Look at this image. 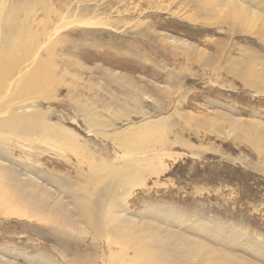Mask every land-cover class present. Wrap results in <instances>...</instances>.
<instances>
[{
	"label": "rangeland",
	"instance_id": "1",
	"mask_svg": "<svg viewBox=\"0 0 264 264\" xmlns=\"http://www.w3.org/2000/svg\"><path fill=\"white\" fill-rule=\"evenodd\" d=\"M5 1L18 13L0 22V45L11 32L32 43L36 30L71 25L39 50L51 83L49 98L33 102L38 119L0 129V165L32 178L27 190H40L39 198L27 191L32 204L0 177V264H48L42 255L56 264H130L123 255L136 258L132 249L91 230L84 207L150 220L226 263L264 264L243 241L226 240L229 231L264 252V76L257 80L249 69L264 61L258 23L256 32L218 23L198 0ZM241 2L264 18L262 0ZM91 19L98 25L78 23ZM104 132L126 133L128 142ZM126 152L145 155L148 168L133 166L136 156ZM122 175L128 183L105 209L100 193ZM45 200L64 211L46 209ZM148 209L181 222H163ZM194 218L213 224L194 227ZM214 226L225 239L210 234Z\"/></svg>",
	"mask_w": 264,
	"mask_h": 264
},
{
	"label": "bare ground",
	"instance_id": "2",
	"mask_svg": "<svg viewBox=\"0 0 264 264\" xmlns=\"http://www.w3.org/2000/svg\"><path fill=\"white\" fill-rule=\"evenodd\" d=\"M198 1L200 2L199 4H201V7H203L204 12H208L210 18L212 19L215 18L216 22L218 23L228 21L230 22L229 24L232 27L240 26L245 29L250 27L253 30L252 32H256V30L253 27L255 26V23H258L259 27H257L258 30L256 37L257 38L259 37L264 41V18L261 19L260 18L261 15L258 14L257 11L245 7L242 4L241 0L239 1L238 0H198ZM262 2L264 3V0H262ZM7 8L9 9L6 10V1L0 0V22L3 21L2 23H7L9 19L12 18L13 16H15L17 20V13H18L17 4ZM20 20L21 21L19 22V24L21 25L22 23L26 24L23 18L22 19L20 18ZM62 20H65V17H62ZM78 23L89 26L98 25L97 20L95 19L82 20L79 21ZM70 25L71 24H65L64 26H70ZM64 26L60 25L59 23L56 24L54 28L50 30L49 29L46 30V28L40 31L36 30V32L32 33V41H31L32 43H29L30 41L23 42L20 39L17 40V34L14 35L15 32H11L10 34H8L7 37L8 42L0 45V129L2 128V126L9 125L16 121H20V120L22 121L24 118H30L34 120L38 119L39 113L37 111L36 112L34 111L35 109H33L34 107L33 102L40 98H42L43 100L44 98L45 99L49 98L50 90L47 88L50 86L49 84L51 83L50 82L51 80H49V78L44 79L43 75L47 73L42 75V71H44L43 66L45 63L44 61L45 58L42 59L39 56L40 53L39 50L42 47L49 45L51 40L59 33L60 30L64 28ZM2 28L3 27L1 24L0 37L2 34H4V28L3 30H1ZM42 36H44L43 37L44 41L39 40ZM251 64L252 66L250 65L249 69H251L250 72H252V75L254 74L253 77L257 80L259 79L261 80V78H263L264 76V73L262 72V70H264V61L254 60L253 62H251ZM50 73H48V75ZM89 123H95V121H91ZM97 129L100 130L99 128ZM96 133H98V131ZM102 135L104 137H110L112 141L114 142L117 141L121 144H125L126 142H128L125 139L126 133L118 132L115 134L114 133L108 134L104 132L102 133ZM137 155L138 153L136 152L124 153V156H131V157L136 156V158L132 160L133 166L134 165L140 166L141 164L139 163L142 162V165H144L142 168H148L149 166L148 163H144L147 159V158L145 159V155H141V156L140 155L137 156ZM4 160L9 161L10 163L13 162L11 159L9 160L8 158H4ZM135 172L138 173V171ZM129 174L130 176L132 175L133 177L135 176V173L131 172ZM0 177L1 178L4 177L5 182L9 180L10 183L12 184L10 186H12V188L17 192V194L20 195V197H22L25 201L30 200L29 196L31 197V195H33V197L35 196L36 198H39V195H37V193L40 190L37 192L36 185H34V187L32 186L30 187L32 191L28 189L29 191H31L30 192L31 195L28 196L27 194L28 190L27 187L24 185V182L31 183L32 181H34L32 178H27L25 181H22L18 173H15L13 170L3 165H0ZM33 177L36 179V176L33 175ZM121 177L122 180H118V181L115 180L114 182H112V184L107 185L108 187L106 186L101 191L100 194L103 203L102 206L103 207L105 206V209L107 204L109 205V203L114 201L118 189L120 187H123L125 183H128V179H129L128 176L122 175ZM59 191L63 192L66 191V189H64L63 186V188L61 187L59 188ZM45 201L46 203L48 202L47 200ZM37 202L38 204H41L42 199H38ZM56 205H57L56 202L51 200V202H48L47 205H44V207H46V209L48 210L55 208L56 210H59V212L64 211L63 208L59 206L60 204L57 206ZM40 206L43 207L42 205ZM159 211L157 212V210H152L154 214L157 212L158 215H162L163 222H173L180 224L181 220L177 216L174 217L173 214H169L163 209L162 211L160 212ZM65 215L63 216L65 217ZM81 218L84 219L88 227L94 232H96V234H99L104 229L108 231L115 238L120 239L122 241L121 242L122 245L125 244V246L127 245L128 248H131L136 258L131 259L127 255H123L130 264H159V261H165L167 262V264H236L234 261L231 260H228L229 262L226 263L225 261H222L221 258L218 259L214 255V252L212 251L208 252L206 248L203 249V247H201L194 240H190L188 237L186 238L184 235L180 233H173L169 230H165L162 227L153 224V222H151L150 220H142L141 223V221H139L138 219L131 218L127 214H124L122 216L118 215V217L115 219L114 217L107 218V216H105L101 211V209H99L98 207L97 209L94 208L93 211L89 210L88 208L85 209L84 207L83 212H81ZM68 220L69 223L75 224L73 222L74 221L73 219L68 218ZM211 224L213 223L206 221L203 218H194L191 220V225H193L194 227L198 225L205 226ZM226 233H228V235L226 236V240L231 242L235 240L243 241L244 244V245L242 244L243 249L246 248L249 251L256 252L258 257L264 260V252L263 249L261 248L262 246H260L259 243L245 237H238L239 235L237 234H236L237 236H235L234 233L229 231H227ZM210 234L220 239L223 236V238L225 239L224 232H222L223 235L221 236V228L219 226L218 228L215 226L213 228L211 227ZM41 259H43L44 262L48 264H56L50 257L46 255H42ZM123 259L117 258L116 260H113V264H122ZM244 264H251V263L247 262Z\"/></svg>",
	"mask_w": 264,
	"mask_h": 264
}]
</instances>
